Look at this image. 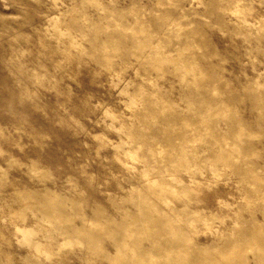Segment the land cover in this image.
<instances>
[{"label":"rangeland","instance_id":"obj_1","mask_svg":"<svg viewBox=\"0 0 264 264\" xmlns=\"http://www.w3.org/2000/svg\"><path fill=\"white\" fill-rule=\"evenodd\" d=\"M0 264H264V0H0Z\"/></svg>","mask_w":264,"mask_h":264}]
</instances>
